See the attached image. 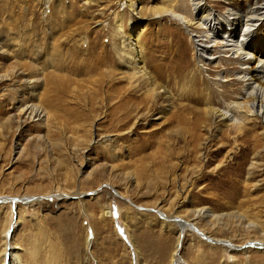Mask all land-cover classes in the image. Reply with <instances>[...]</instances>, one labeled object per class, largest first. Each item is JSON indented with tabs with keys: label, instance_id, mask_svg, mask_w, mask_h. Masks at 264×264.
Returning a JSON list of instances; mask_svg holds the SVG:
<instances>
[{
	"label": "rangeland",
	"instance_id": "rangeland-1",
	"mask_svg": "<svg viewBox=\"0 0 264 264\" xmlns=\"http://www.w3.org/2000/svg\"><path fill=\"white\" fill-rule=\"evenodd\" d=\"M203 1L220 14L227 1L253 0ZM117 2L0 0V45L11 52L0 53V77L10 78L0 81V197L17 200L0 199V264L8 225L7 240L25 264H170L178 240L175 264H244L241 250L210 246L175 221L197 207L242 210L246 195L264 202V122L255 117L238 129L203 109L205 103L224 109L236 99L239 64L219 47L212 50L216 64L197 62L181 25L167 15L150 17L152 5H164L194 21L189 0H135L143 20ZM139 28L143 61L166 96L124 70L114 53L117 36L127 40ZM166 66L173 71L161 79ZM49 74L59 78L47 86ZM24 75L41 78L35 103L54 105L50 154L34 146L35 136L45 135L35 118L16 121ZM107 134L115 147L94 142ZM252 157L259 164L246 180ZM127 174L135 181L127 183ZM25 197L33 201L24 204ZM218 227L211 236L243 241L241 226ZM258 250L249 246L246 264H264Z\"/></svg>",
	"mask_w": 264,
	"mask_h": 264
},
{
	"label": "bare ground",
	"instance_id": "bare-ground-1",
	"mask_svg": "<svg viewBox=\"0 0 264 264\" xmlns=\"http://www.w3.org/2000/svg\"><path fill=\"white\" fill-rule=\"evenodd\" d=\"M88 1L85 0V2L87 3ZM189 2L192 6L191 16H193L194 14L193 11H195L196 13V18L194 21L192 17L188 18L186 14L179 12L178 10L173 8V6L164 5H152L149 8L150 17L153 16L162 18L163 15H167L179 25H181L190 37L191 43L193 45L194 57L197 62L202 61V63L216 64L212 53V50L215 47H219L221 51L226 52L227 56H232V58L230 59L239 64L238 69L233 73L234 78L242 83L240 92L236 96V99L227 101L225 103L224 109H220L213 105H208L207 103H205V107L203 108L205 111L204 113H206V116H208L209 118L211 117L216 121L235 126L238 129L246 125V122H249L255 117L261 118V121L264 122V24L262 23L264 20V0H253L250 2L245 1L242 4L227 1V7L220 14L212 10V7L206 4V2L203 0H189ZM117 3L118 7H128L132 16L138 17V19L142 20L144 18H147V16H144V14L142 15L141 10L138 11L137 8L139 6L135 2V0H118ZM195 27H203L205 28V30L200 33H195L192 30V28ZM142 29L143 28H139L137 32V29L134 30L135 34L127 40H123L121 36H117V38H119V42H117V44L114 46V53L117 54L119 65L123 66L124 70L126 68L132 76H141L143 78H146V80L149 82V89L151 92L153 91V93L155 94L161 92L166 96V87H162V85L159 86L157 84V82L153 79L148 66H146V61H143L141 46L137 37L139 36L138 34H140ZM0 49V53L5 55V57H8V55H10L11 53L7 51V49H5L2 44L0 45ZM104 60L105 59L101 57L99 58L98 62L102 63L104 62ZM186 60L187 58L185 57L182 66H186ZM167 67L168 66H166V68ZM21 68L22 67L19 68L20 71L15 70L16 74L23 73V70H21ZM172 71L173 69L170 70L169 68L160 71V78L165 79V77H169ZM24 76L25 77H21L18 79L22 84V87L16 88L25 91L21 94V99H18L19 101H17L20 104L18 106L19 117L16 118V121L21 125L26 121V119L35 118L38 121L39 126L43 130H45V135L42 136L41 134H37V136H35L36 138L33 141L34 146L40 151L46 149V151L50 154V151L53 150L52 147L54 143L52 142V139L49 140V130L51 129V127L49 128V125H51L50 123L53 122H51V117L54 112H52L53 110L48 107L51 106L52 103H48V109L41 108L37 103H35V100H40V92L38 91V89H40V87L42 86L41 78L38 76ZM224 76L217 75L215 78L216 80L220 81L222 80V77L224 78ZM8 77V75H6V77H0V81L10 79ZM55 78H59V76L54 74H49V76H46V85L49 86L50 84H52ZM225 80H228V78H224L223 81L220 82H225ZM216 85L219 84L217 83ZM47 102H49V100H47ZM120 104L117 106H120ZM40 105H42V103ZM52 106L54 107V105ZM61 131H63V129H61ZM56 140V142L54 141L55 144L57 143L58 145L59 143V145H62V143L60 142V138ZM49 141H51L50 144ZM94 142H99V144L105 145L110 144L111 146H114L112 145L113 140H111L108 134L107 136H97V139ZM61 149L63 148L61 147ZM256 153L257 152H255V154ZM37 162L39 164L40 159H37ZM258 164L259 163L257 162V160L252 157L247 169V176L245 177L246 180L250 179L254 175ZM124 179L128 183V181L134 180V177L131 174H127L124 176ZM116 192L120 195L118 191H115V193ZM75 193L81 195L78 191H76ZM57 196H62V194H57ZM247 196L248 195H246V199L245 197L241 198V200L244 199L246 201L245 205V202H240V205L243 206L242 210L234 209L224 214H218L214 213L207 207H197L191 209L190 214H188L186 218L187 220H184L185 218L181 219L180 217H176L175 221L180 227V231L182 233L189 230L194 233L195 230V233L197 235L195 233L194 235L197 237V239H201L202 241L205 240V242L207 241L206 243L210 244V246L211 244H218V246L221 245V247L224 248V251H230L231 253H235V251L241 250L245 254L244 264H246V256L248 254L249 246L255 248V250L261 249L260 251H258L263 252L264 254V202L251 201V199H249ZM236 197H238V195ZM12 198L13 197L7 196L3 198L0 197L1 200H6L7 202L10 201L13 203L14 201H17L16 197L13 201ZM241 200L239 199V201ZM22 201L24 204L28 205L33 200L30 197H25ZM201 221H206V224L201 225ZM230 224L232 226L233 224H235V226L242 227L240 228L243 233L240 235L241 237L243 235L244 236L242 238L243 241H241L239 244L233 243L232 238L220 239L210 235L213 229L216 230L217 228H219L218 226H223L226 228ZM9 227L10 226L8 225L7 230L3 236L4 243L2 245L3 250L1 253V264H25L22 260L23 254L21 252V249L16 244H12L7 240V235L10 236V234L8 233ZM236 230L238 229L236 228ZM241 230L238 232H241ZM233 231L234 230L231 229V232ZM251 235H253V237H251ZM176 244V248L171 255L170 264H175L176 262L179 240ZM30 250L31 257H35L37 254V249L32 248Z\"/></svg>",
	"mask_w": 264,
	"mask_h": 264
},
{
	"label": "water",
	"instance_id": "water-1",
	"mask_svg": "<svg viewBox=\"0 0 264 264\" xmlns=\"http://www.w3.org/2000/svg\"><path fill=\"white\" fill-rule=\"evenodd\" d=\"M15 196L12 198V201L14 200Z\"/></svg>",
	"mask_w": 264,
	"mask_h": 264
}]
</instances>
